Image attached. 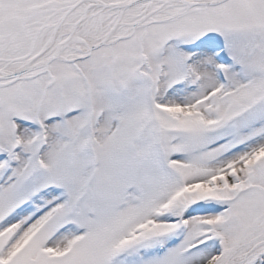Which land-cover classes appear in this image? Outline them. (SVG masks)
I'll return each mask as SVG.
<instances>
[{
  "label": "snow or ice",
  "instance_id": "obj_1",
  "mask_svg": "<svg viewBox=\"0 0 264 264\" xmlns=\"http://www.w3.org/2000/svg\"><path fill=\"white\" fill-rule=\"evenodd\" d=\"M0 264H264V0H0Z\"/></svg>",
  "mask_w": 264,
  "mask_h": 264
}]
</instances>
